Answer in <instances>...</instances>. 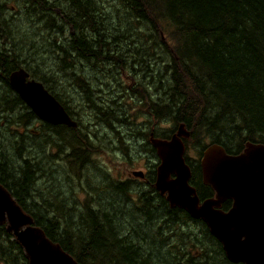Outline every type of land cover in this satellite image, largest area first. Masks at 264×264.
Masks as SVG:
<instances>
[{"label": "trees", "instance_id": "16d2710c", "mask_svg": "<svg viewBox=\"0 0 264 264\" xmlns=\"http://www.w3.org/2000/svg\"><path fill=\"white\" fill-rule=\"evenodd\" d=\"M37 2L29 8L35 26L26 21L27 28L25 20H0V113L7 109L0 117V184L34 225L78 264H232L205 224L192 220L184 210L170 208L155 190L154 197L141 196L137 207L121 195L129 209L108 198L76 199L63 165L71 173L73 168L78 178L79 170L91 163L87 127L82 132L39 121L38 129L32 127L37 120L9 88L8 76L22 68L26 58H21L33 45L38 52L24 67L30 78L51 94L54 87H62L59 83H69L83 96L94 120L101 123L99 128L110 127L115 134L119 130L113 126L122 125L124 115L96 100L102 84L90 77L89 67L96 73L101 71L98 65L118 72L135 57L141 64L148 61L152 70L144 91L157 90V101L143 110L147 120L154 113H159L155 120L165 118L167 129L159 138L169 139L183 124L190 135L184 140L186 148L196 144L202 150L216 144L238 155L246 143L264 146V0ZM71 27L72 34L65 38L63 32ZM14 38L20 49L12 46ZM48 53L50 62L44 58ZM157 53L165 58L163 71L158 66L162 77L156 69ZM43 68L50 71L42 74ZM54 97L70 114L69 105ZM53 149L64 157L53 160ZM79 177L88 182L85 172ZM192 178L189 183L197 190L200 171L194 170ZM150 180L153 184L154 177ZM113 188L121 194L126 184ZM197 192L200 201L213 196L210 188ZM230 207L227 200L221 210ZM179 223L199 224L202 237L181 230L168 234L170 225L182 228ZM195 243L202 247L194 249ZM206 244L214 247V256L207 255ZM0 264H28L4 224L0 225Z\"/></svg>", "mask_w": 264, "mask_h": 264}, {"label": "water", "instance_id": "95a60500", "mask_svg": "<svg viewBox=\"0 0 264 264\" xmlns=\"http://www.w3.org/2000/svg\"><path fill=\"white\" fill-rule=\"evenodd\" d=\"M27 78L23 69L14 71L8 85L36 118L49 125L75 128V122L55 97L40 83ZM188 136L180 125L169 140L150 139L160 160L156 191L166 197L171 207L203 222L228 262L264 264V146L247 143L239 155H229L218 145L206 148L200 160L201 176L214 198L199 204L195 190L188 184L190 170L183 160L181 139ZM132 176L144 177L142 172H133ZM226 200L232 205L229 211L222 212L219 207ZM3 224L21 245L28 264H78L34 225L0 184V225Z\"/></svg>", "mask_w": 264, "mask_h": 264}, {"label": "rangeland", "instance_id": "374dc122", "mask_svg": "<svg viewBox=\"0 0 264 264\" xmlns=\"http://www.w3.org/2000/svg\"><path fill=\"white\" fill-rule=\"evenodd\" d=\"M7 1H9V3L6 4L5 8L4 5ZM37 1L0 0L1 5L3 6L1 19L7 17L18 21L25 20V26H27L26 21L29 24H36V20L34 21L35 18L29 16L27 11H29V8H32L33 4L40 3ZM11 7L14 9L10 11ZM27 28L30 27L27 26ZM71 31H73L72 27L69 30H65L63 35L68 38L69 34H72ZM4 40L6 41V39ZM147 40L149 41L151 39ZM18 41L19 40L17 38H14V41H12V46L14 44L17 49H20L21 46L19 45ZM1 43L2 41L0 40V48H2ZM146 44L148 45L149 43L147 42ZM110 46L113 45L110 44ZM16 48H14L15 52ZM35 51L36 50L33 45H30L29 49H26L23 57L21 58L22 60H24L23 58H26V61L22 63V68L30 64V61L33 60L32 56ZM37 52L38 50L36 53ZM161 54L163 53H157V56L159 57L157 62H159V64H157L156 69H158V66L161 65V69L163 71V67H165V58L163 57L164 54ZM44 58L47 60L49 59L48 62L51 61L49 53L45 55ZM136 61L137 58L135 57V60L127 63L126 67H118V72L115 71V67L101 69V65L97 66L101 70L99 71L100 73H96L95 70H92L93 66L89 67L90 70H88V72L91 73L90 77L96 78V80L102 84V86H100V90L98 93H96V100L102 101L103 104L106 103L109 107L112 106L111 108L113 109H118L117 114H121V116L124 115L121 117V119H125L124 123H122V125L114 124L113 126V128L115 126L117 127L116 129L119 130V133L115 132V134H113L112 131L110 133L108 127V129L101 127L103 129L101 130L99 128L100 125L98 126V124L101 123H96L94 120L95 114H93L88 105H86L83 100V96L78 93V91H73L68 85L69 83L67 84L66 82H62L59 83L60 86H62L61 88L57 86L54 87L53 94L57 96L58 99L69 105L72 117H76V127L81 129L82 132H84V128L87 127V131L84 133L89 132L88 136H91V139H89L87 136V139L89 140L88 143L90 144L88 152L91 163H89L85 169L79 170L77 175L78 178H76L73 168L71 173L69 171L70 169L67 168L65 163L63 165L65 173L72 178L69 182V185L70 188L74 190L73 196H75V198L78 200H85L88 197H92L96 201L98 198L100 201L101 199L104 201L108 198L111 199L117 206H120L121 209H129V207L126 206L129 201L131 204L134 203V206L137 207L140 206L138 205V202L141 196L147 194L150 197H154V188L152 187L153 184L149 183L150 186L144 185L146 179L134 178L131 176V174L134 171H142L145 174H148L149 177L153 174L157 166L155 154L150 152V146L146 145L143 147V145L146 142L145 139L148 136L147 133L150 132L152 128L160 127V134H165L167 127L165 118L162 120H155L159 113H154L152 120L146 119L143 106H153L154 102L157 101L155 100L157 96L152 91L146 94L143 88V86H146L148 82L146 75L152 70L150 68L151 65L147 63L148 61L146 63L143 62V64H141V61ZM112 68H114V70H112ZM42 71H46L42 72L43 74L48 73L50 70L43 68ZM114 71L116 72V74H114L115 80H113L111 77V74ZM158 72L162 77V73L159 71V69ZM109 107V111L112 112L111 108ZM6 112L7 109L1 112L0 117L4 116ZM15 115L16 114L12 116L14 117ZM36 120L37 121L32 124L33 126H31L38 129L35 126L39 125V120L37 118ZM131 131L138 134H134ZM116 134H118V136H116ZM199 151L200 148L196 144L188 146L186 151V159L191 165H194L196 160L199 159ZM51 155L55 157L53 160H58L59 158L64 157L62 156L61 152H57L54 149L52 150ZM80 172H85L88 182L84 180L83 177H79ZM118 183L126 184V188L121 191V194L117 193L118 191L113 188V186L117 185ZM63 185H66V183ZM121 195L126 197L128 202H125L124 197ZM108 203L110 204V202ZM93 206H97V204H94ZM157 209H160L158 203ZM141 223L139 225L143 226L144 222L142 224ZM178 225L182 226V228H177L176 225L173 227L170 225L168 234L173 235L174 232L181 230L184 232H191L197 237L200 235L199 230L201 227L199 224L188 223L186 225L183 223L182 225V223H179ZM128 229H131V225L128 227ZM206 246L207 249H205L208 252L207 255L210 257L214 256V247L207 244ZM186 247L190 249L189 244H187ZM198 247L202 246L195 243L194 249ZM175 250L176 253L179 254V249L177 247ZM199 261L201 260L198 259L197 263Z\"/></svg>", "mask_w": 264, "mask_h": 264}, {"label": "flooded vegetation", "instance_id": "af4514ba", "mask_svg": "<svg viewBox=\"0 0 264 264\" xmlns=\"http://www.w3.org/2000/svg\"><path fill=\"white\" fill-rule=\"evenodd\" d=\"M32 1H37V0H32ZM7 3H9V1H7L6 3H5V5H4V7L6 8V4ZM2 9H3V6L1 5V2H0V20H1V17H2V15H1V12H2ZM12 9H14L13 7H11V9H10V11L12 10ZM27 13H28V15H29V13H30V11H27ZM37 22V21H36ZM33 26H35V24L33 25ZM32 26V27H33ZM37 27V26H36ZM39 29V28H38ZM41 29V28H40ZM66 38V37H65ZM93 79H94V81L96 80V78H94L93 77ZM147 85V84H146ZM143 88H145V86H143ZM147 91H149V89L147 90ZM152 92L157 96V90H152ZM66 111V110H65ZM67 112V111H66ZM74 118V120H76V117H73ZM109 132L111 133V128L109 127ZM152 132V133H151ZM151 132H148L147 133V138L145 139V143H144V145H143V147H145L146 145H148V146H151V148L155 151V157L157 158V167L159 166V164H160V160H159V158H158V156H157V154H156V150L154 149V147L152 146V144H151V142H150V139L152 138V139H157V138H159V135H160V127H157V128H152L151 129ZM114 134V133H113ZM151 136V138L149 139V137ZM184 162H185V164L188 166V164H187V162H186V159L184 160ZM188 168H189V166H188ZM199 169H200V165H199ZM156 170H157V168H156ZM156 170L154 171V173L151 175L152 177H154V180H155V177H156ZM189 170H190V168H189ZM192 171H194V170H192ZM134 172H136V171H134ZM133 173V172H132ZM144 173V172H143ZM200 174H201V172H200ZM144 179H146V181H145V183H144V185H148V186H150L149 185V183L151 182V180H150V177H149V175L148 174H145L144 173ZM131 176H132V174H131ZM134 177V176H133ZM134 178H136V177H134ZM171 178H172V176H171ZM197 186V190L199 189V190H201V191H209V188L208 187H206V186H204L203 184H201L200 183V185H196ZM196 189V188H195ZM196 190V191H197ZM197 194H198V192H197ZM160 197H162V198H164L165 199V197L164 196H161L160 195ZM208 198H205V200H207ZM205 200H203V201H205ZM166 201V200H165ZM202 201V202H203ZM202 202H199L200 204L202 203ZM96 209H98L97 207H96Z\"/></svg>", "mask_w": 264, "mask_h": 264}, {"label": "bare ground", "instance_id": "6f19581e", "mask_svg": "<svg viewBox=\"0 0 264 264\" xmlns=\"http://www.w3.org/2000/svg\"><path fill=\"white\" fill-rule=\"evenodd\" d=\"M152 106V105H151ZM68 113V112H67ZM69 114V113H68ZM69 116L71 117V119L75 122V124H76V126H77V122L74 120V118L72 117V114L70 113L69 114ZM120 122V121H119ZM157 123H159V122H157ZM75 128H78V127H75ZM75 128H73V129H75ZM81 130V129H80ZM151 132V131H150ZM88 138L89 139H91V137L90 136H88ZM209 146V145H208ZM208 146H206V147H204V149H202V150H200L201 151V156H202V153L206 150V148H208ZM151 147V146H150ZM151 150H152V148H151ZM199 151V152H200ZM201 156H199V159L198 160H196V162H195V164L194 165H191L189 162H188V160L186 159V162H187V164H188V166H189V168H190V181H192L193 180V178H192V173H193V171L192 170H197V172L198 171H200V169H199V163H200V160H201ZM156 160H157V158H156ZM156 168H157V166H156ZM156 168H155V170H156ZM154 170V171H155ZM154 173V172H153ZM200 183L201 184H203L204 186H206V187H208L207 185H205L204 183H203V181H202V179H201V174H200ZM194 184V183H193ZM153 188H154V190L156 191V189H155V187H154V184H153V186H152ZM193 187V186H192ZM209 188V187H208ZM193 189L195 190V192H196V194H197V191H196V189L193 187ZM157 192V191H156ZM158 193V192H157ZM158 195H159V193H158ZM160 196V195H159ZM197 196H198V194H197ZM167 202V201H166ZM168 203V202H167ZM168 205H169V203H168ZM169 207L170 208H177V207H171L170 205H169ZM22 209V208H21ZM178 209H180V208H178ZM182 210V209H181ZM27 214V213H26ZM29 215V214H28ZM30 216V215H29ZM31 217V216H30ZM32 218V217H31ZM5 226H6V224H4ZM7 230V229H6ZM8 232V231H7ZM9 233V232H8ZM11 234V233H10ZM12 235V234H11ZM12 237H13V235H12ZM13 239H14V241L20 246V248L22 249V247H21V245L15 240V238L13 237ZM22 251H23V249H22ZM23 254H24V252H23ZM25 256V255H24ZM26 258V257H25ZM28 262V261H27Z\"/></svg>", "mask_w": 264, "mask_h": 264}]
</instances>
